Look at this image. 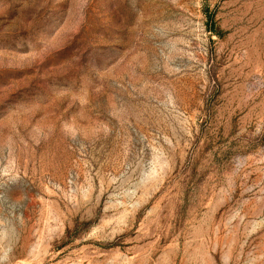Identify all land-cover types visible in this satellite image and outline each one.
I'll list each match as a JSON object with an SVG mask.
<instances>
[{"label":"rangeland","instance_id":"1","mask_svg":"<svg viewBox=\"0 0 264 264\" xmlns=\"http://www.w3.org/2000/svg\"><path fill=\"white\" fill-rule=\"evenodd\" d=\"M0 264H264V0H0Z\"/></svg>","mask_w":264,"mask_h":264},{"label":"trees","instance_id":"2","mask_svg":"<svg viewBox=\"0 0 264 264\" xmlns=\"http://www.w3.org/2000/svg\"><path fill=\"white\" fill-rule=\"evenodd\" d=\"M206 15H207V17H208V19H209L210 24L212 25V27L209 28L210 31H212V32H216V29H215V27H214V18H213V16H211V15L208 13V11L206 12Z\"/></svg>","mask_w":264,"mask_h":264}]
</instances>
